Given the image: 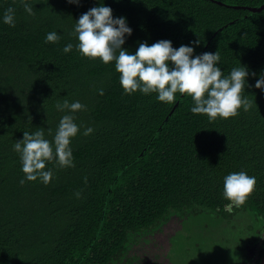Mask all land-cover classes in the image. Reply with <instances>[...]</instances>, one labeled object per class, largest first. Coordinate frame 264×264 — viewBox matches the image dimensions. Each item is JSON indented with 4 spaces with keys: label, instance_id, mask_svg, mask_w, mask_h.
<instances>
[{
    "label": "trees",
    "instance_id": "trees-1",
    "mask_svg": "<svg viewBox=\"0 0 264 264\" xmlns=\"http://www.w3.org/2000/svg\"><path fill=\"white\" fill-rule=\"evenodd\" d=\"M25 2L33 15L21 0H0V15L15 9L14 26L0 22V264H260L264 92L254 84L264 72V9L249 8L264 0H101L126 17L132 35L122 47L133 53L139 42L199 40L194 55L218 50L225 74L248 68L242 95L252 107L213 120L191 113L186 94L174 103L127 94L114 63L62 51L99 0ZM51 31L60 39L46 43ZM64 99L86 105L74 114L73 166L49 162L47 185L21 184L14 142L39 128L51 140ZM241 170L256 185L229 210L223 177Z\"/></svg>",
    "mask_w": 264,
    "mask_h": 264
},
{
    "label": "clouds",
    "instance_id": "clouds-1",
    "mask_svg": "<svg viewBox=\"0 0 264 264\" xmlns=\"http://www.w3.org/2000/svg\"><path fill=\"white\" fill-rule=\"evenodd\" d=\"M68 2L79 4V0ZM21 6L28 15H33L32 4L21 0ZM0 22L14 26L15 9L11 6L6 8L0 15ZM72 34L76 39L75 45L69 42L62 51L69 53L75 47L81 56L98 58L104 64L114 63L120 85L127 94L137 90L145 95L156 93V100L164 103L176 102L177 93L186 94L193 101L191 113L206 115L209 120L236 116L241 108L248 111L253 105L247 95H242L251 86L248 84L250 72L246 66H234L225 74L221 70L218 50L194 55V46L199 45V40L178 48H174L167 39L151 44L139 42L133 53L122 47L126 37L132 35L126 17L114 18L111 7L101 0L97 6L79 16ZM59 39L56 31L46 33V43ZM254 87L264 92V72L259 74ZM98 93L103 95L104 90L98 89ZM56 108L64 114L51 140L45 138L43 129L39 128L34 132L24 131L23 138L13 144L24 173L21 184L39 179L47 185L53 177L52 168H46L49 162L54 161L59 167L73 166L70 144L81 128L75 122L74 114L85 109L86 105L79 100L69 102L64 99L63 103H57ZM93 131L91 126L85 127L82 135L88 136ZM255 185L256 177L243 170L225 175L222 196L230 202L225 207L230 210L233 204H242ZM75 195L79 197L80 193Z\"/></svg>",
    "mask_w": 264,
    "mask_h": 264
},
{
    "label": "water",
    "instance_id": "water-1",
    "mask_svg": "<svg viewBox=\"0 0 264 264\" xmlns=\"http://www.w3.org/2000/svg\"><path fill=\"white\" fill-rule=\"evenodd\" d=\"M252 12H260L264 9V5H262L261 7L259 8H249ZM260 264H264V257L262 258V261Z\"/></svg>",
    "mask_w": 264,
    "mask_h": 264
}]
</instances>
